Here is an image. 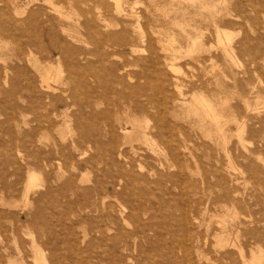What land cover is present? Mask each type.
<instances>
[{
  "label": "rangeland",
  "instance_id": "obj_1",
  "mask_svg": "<svg viewBox=\"0 0 264 264\" xmlns=\"http://www.w3.org/2000/svg\"><path fill=\"white\" fill-rule=\"evenodd\" d=\"M100 1L0 0V264L264 256V0ZM84 18L101 28L85 29ZM38 25L53 26L51 40ZM71 50L86 53L77 67ZM6 65H15L7 84ZM11 80L20 93L9 94ZM199 92L219 107L224 142L199 116Z\"/></svg>",
  "mask_w": 264,
  "mask_h": 264
},
{
  "label": "bare ground",
  "instance_id": "obj_2",
  "mask_svg": "<svg viewBox=\"0 0 264 264\" xmlns=\"http://www.w3.org/2000/svg\"><path fill=\"white\" fill-rule=\"evenodd\" d=\"M9 0H4V8H6L7 7V5L8 4H12L13 2H8ZM69 1V0H68ZM115 1V3L119 6V4H120V2H121V0H114ZM71 2H72V0H71ZM100 2H103L104 3V1L103 0H101ZM141 2V1H140ZM137 4V3H136ZM56 5V4H55ZM63 5V4H62ZM182 5V4H181ZM53 7H54V5H53ZM96 8V7H95ZM132 8V7H131ZM56 9H58V8H55V11H56ZM98 9H100V8H98ZM96 10V9H95ZM116 10H117V12L118 13H121V11H120V9H119V7H116ZM16 13H17V11H16ZM57 13H59V12H57ZM45 14V21H47V22H53V17H51V16H48V15H46V13H44ZM123 15H124V17H126L127 19L128 18H131V17H133V16H135V14H133V12L131 11V9H130V11H125L124 12V10H123ZM61 17H62V15L61 14H59V19H57L58 20V22H57V24L59 25V26H61L62 27V29H64L63 28V23H62V19H61ZM103 21H105L104 23H103V26L104 27H106V26H108L106 23H107V20L106 19H104ZM79 25H82V27H84L85 29H88V28H91L92 30H99L100 28H101V26H99V25H97V24H95V23H92V22H90L88 19H86V18H84V20L81 22V24H80V22H79ZM60 27V28H61ZM37 29H38V31H39V33H42V32H45V35L51 40L52 38V35H55V30H54V28H53V26L51 25V26H49V27H46V28H43L41 25H38L37 26ZM65 30V29H64ZM20 31H21V29H20ZM22 32V31H21ZM21 32L19 33V35L21 34ZM68 32V31H67ZM4 33H5V36H6V30H4ZM225 36H226V39H229V35L227 34V33H225ZM20 45H21V43H20ZM194 45H195V43H194ZM206 47V46H205ZM29 49V48H28ZM243 49L244 50H247V47H246V45L245 44H243ZM28 52H30V50H28ZM27 52V53H28ZM145 52V51H144ZM220 52L222 53V55L225 57V58H227L228 59V62L230 63V64H236V55H235V49L233 48V47H231V46H227V44H222L221 45V47H220ZM57 54L58 55H56L57 57H56V63L59 65V63L61 62V60L64 58V54H65V51H63V49H59V50H57ZM84 54H86V53H77L76 51H74V50H71V53H70V55H71V62L72 63H70L71 65H73L74 67H77V64H78V60H79V57L80 56H82V55H84ZM154 54V53H153ZM24 55H25V50H22V48L21 47H19V48H17V51L15 52V56H16V58H17V60L19 61V62H23L24 60H25V57H24ZM53 55V52H50V54L48 55V59H49V62H54L55 60L54 59H52V56ZM51 60V61H50ZM54 60V61H53ZM34 62H37V61H34ZM51 62V63H52ZM250 64H257V65H259V62L257 61V60H255V59H250ZM42 65V64H41ZM51 65V64H50ZM40 66V65H39ZM38 66V67H39ZM15 67V65H11V66H8V65H6L5 67H4V70H3V72H4V82L6 83L8 80V78H9V76L10 75H8L9 74V71H12L13 70V68ZM47 67H48V65H47ZM46 67V68H47ZM50 67V66H49ZM174 67V66H173ZM45 68V69H46ZM52 68V67H51ZM58 68V67H57ZM44 69V70H45ZM174 69H175V67H174ZM181 69V68H180ZM43 70V71H44ZM50 70V69H49ZM45 71H47V69L45 70ZM44 71V72H45ZM181 71V70H180ZM36 72H37V70H36ZM50 72V71H49ZM46 74H47V72H46ZM242 74H245V71H243L242 72ZM42 75H44V74H40L39 73V77H40V83H39V85H40V87H43V86H46L47 88L48 87H51V86H48L47 84H44V83H42V82H44V80H43V77H42ZM50 77V76H49ZM28 79V84L29 85H32L33 84V82H31V80L29 79V78H27ZM50 79V78H49ZM48 79V80H49ZM233 79L235 80V77H233ZM4 83V84H5ZM7 84V83H6ZM9 85H10V87H9V89H8V91H9V94L11 95V94H15V92H13L14 90L16 91H18L19 93H20V85H19V83H16V82H14L13 80H11L10 82H9ZM7 87H8V85H7ZM45 88V87H44ZM53 88H54V86H53ZM52 88V89H53ZM55 90H56V88H55ZM159 90V89H158ZM53 91H54V89H53ZM200 93V95H198V94H196V93H193L191 96H192V101L193 102H196V104H198L197 106H198V108H199V110H200V112H202L201 114L200 113H198L197 115H199L201 118H202V115L203 116H205V117H207V118H209L210 119V126H211V128H213V129H215V131L218 133V135H220V137H221V139L223 140V142L225 141V139H226V132H227V129H226V121H222V118H221V114H220V111L218 110L219 109V107H217L213 102H211L209 99H207V98H205L204 96H202L201 95V92H199ZM188 94V93H187ZM194 96V97H193ZM163 97V96H162ZM18 100L19 101H25L24 100V98L22 97V96H18ZM184 101H185V98L183 99ZM242 101H243V106H244V109H245V111L246 112H249V111H251L250 110V108H252V107H250V104L248 103V101H247V99L246 98H243L242 99ZM252 109H254V108H252ZM131 124V130L132 131H134V132H137L138 133V130H139V124L138 123H136V122H132V123H130ZM245 125V124H244ZM241 127V126H240ZM239 127V128H240ZM242 128V127H241ZM238 129V128H237ZM243 129V128H242ZM240 130V129H239ZM238 131V130H237ZM208 132V131H207ZM125 133H130V132H128V131H126ZM240 133V132H239ZM238 133V134H239ZM143 135H146V133H145V131L143 132ZM134 136V135H133ZM38 141V140H37ZM74 145V144H73ZM83 155V154H82ZM163 166V165H162ZM164 167V166H163ZM135 168V167H134ZM228 168V167H227ZM242 174V173H241ZM243 175V174H242ZM35 175H33V174H31L30 175V178H28L31 182H32V180H35V177H34ZM28 186H30V185H28ZM261 185H257V187H260ZM224 222V221H223ZM247 222H249L247 219L246 220H243V221H241V220H239L238 222H233V223H229L230 224V226H232L231 228H229V229H232L233 227H237V231H236V233L238 234L239 232H240V226L241 225H244V226H246L247 225ZM223 224H225V223H223ZM223 227L225 228L224 230L222 229L221 230V232H225L227 229H226V227H227V225L225 224V225H223ZM247 230H248V232H247V235H248V242H251L250 241V239H252L253 240V242L254 243H256V242H258V238L256 237V232H257V230L256 229H254V228H248L247 227ZM229 232V231H228ZM12 233V232H11ZM84 234V233H83ZM229 234V233H228ZM25 235V234H24ZM27 237V236H26ZM32 238V237H31ZM34 239V238H33ZM222 239V238H221ZM34 241L35 240H33V243H34ZM222 241V240H221ZM224 242H226V240H223V243ZM254 243H252V244H254ZM39 246H40V244H39ZM37 250H38V248H36ZM39 251V250H38ZM240 252H239V254H240V258H241V261H242V264H254V263H256L257 261H259V260H261L262 258H264V256L258 251L257 253L255 252V251H253L252 249H251V251L252 252H250V255L252 256V258H251V260L250 261H248L247 259H245V256H244V254H243V252L241 251V250H239ZM250 251V250H249ZM44 252V251H43ZM40 254V253H39ZM263 256V257H262ZM35 257V256H34ZM29 259V258H28ZM39 259H40V262L41 261H43V257H42V255H40V257H39ZM35 261V260H34ZM36 261H39V260H36ZM262 261V260H261ZM26 262V261H25ZM45 262V261H44ZM43 262V263H44ZM16 263V262H15ZM34 263V262H33ZM40 264V263H39ZM42 264V263H41Z\"/></svg>",
  "mask_w": 264,
  "mask_h": 264
}]
</instances>
